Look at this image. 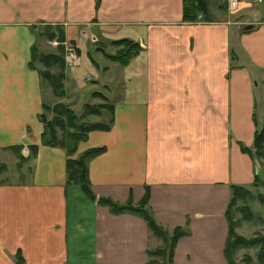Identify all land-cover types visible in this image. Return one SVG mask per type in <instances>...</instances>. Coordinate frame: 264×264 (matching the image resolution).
<instances>
[{
  "label": "crops",
  "instance_id": "obj_1",
  "mask_svg": "<svg viewBox=\"0 0 264 264\" xmlns=\"http://www.w3.org/2000/svg\"><path fill=\"white\" fill-rule=\"evenodd\" d=\"M249 8L240 4L242 19L186 21L182 0H0V149L19 144L32 162L27 181L0 184V264H19L18 250L24 264H155L147 250L163 240L144 218L97 202L137 203L146 192L159 224L187 231L173 264H228L231 184L251 185L260 161L239 145L252 144V76L264 71V11ZM39 22L67 36L90 25L99 37L140 45L121 82L104 84L111 124L88 130L75 149L104 147L87 163L94 199L67 180L65 149L41 141L45 85L29 64ZM81 52L65 77L80 86L102 74Z\"/></svg>",
  "mask_w": 264,
  "mask_h": 264
},
{
  "label": "trees",
  "instance_id": "obj_2",
  "mask_svg": "<svg viewBox=\"0 0 264 264\" xmlns=\"http://www.w3.org/2000/svg\"><path fill=\"white\" fill-rule=\"evenodd\" d=\"M225 6V4H223ZM222 5V6H223ZM203 19H210L212 17L210 14L209 0H182V18L187 21L198 20L199 17ZM41 34L46 35L48 38H52L57 35L58 38L64 37L63 26L59 24L44 26ZM112 43L118 45L119 48L112 54H108V57L120 64H125L128 60L136 55L140 49L139 43L131 38L123 37L119 39L110 40ZM62 46L57 47L55 52H42L37 49V45L33 43L31 45V58L29 64L31 67H35V62L38 60L43 63L46 68L40 69L39 74L42 82L45 80L54 95L63 97L64 86L63 80L65 77L64 68L66 67L64 55L62 52ZM232 57H235V53L232 52ZM50 66H56L57 69L52 71ZM233 67V64H232ZM94 93V92H93ZM100 97L104 98L103 94H99ZM43 110L40 112L39 119L43 123V129L41 132L42 143L49 145H59L62 146L67 154L66 159V174L67 180L77 184L82 191L91 199L95 198L94 193L90 187V181L88 178V168L87 163L89 159L99 152H101L103 146H94L86 148L81 151L78 155L74 156V152L78 142L85 138L86 133L90 129L94 128H108L112 122V116L109 117L108 121L105 123H89L78 124L75 120L76 116L70 107V105L63 101H57L52 105L43 101ZM98 107L92 108L91 106H86L88 112L91 114H100L103 109L108 110L109 114L112 113V103L105 102L102 105L98 104ZM256 106H254L255 110ZM51 112V115H48ZM253 119L256 122V128L254 130V136L251 146L245 145L243 142H239L242 151L247 152L251 157H264V124L259 128L257 127L255 111L253 112ZM57 129H61V134L58 135ZM7 148L13 150L18 157L22 158L24 155L21 153V145L15 144L10 145ZM36 145L32 144L30 147L31 153H35ZM25 158V157H23ZM5 170V165L0 162V172ZM0 178V184L2 183ZM264 185V179L260 180L259 175L256 173L252 181V185L256 184ZM147 192L144 194L143 198L137 203H132L131 201L119 202L113 200L109 197L100 196L97 202L100 204H105L114 213L129 212L137 214L144 218L147 222L151 231L162 238L163 243L159 246L149 248L147 250L149 261L155 264H173V253L174 246L177 239L186 233V229L183 227H175L171 230L169 234L165 227L159 224L153 214L151 207L147 203ZM253 197L249 187L241 184H231V194L225 210L227 222H228V234L224 244V255L228 261V264H236L234 259L231 257L229 248L232 250L235 247H252L256 246V260L260 264H264V234H255L251 237H244L240 234H236L234 227L237 225L238 221H232L231 206L236 204L238 199L245 200L246 198ZM246 208V205L240 206V210L243 211L242 217L250 219L252 213ZM231 239H233L231 241ZM155 257H158L155 258ZM15 260L19 264H24L25 260L21 255L20 251H16ZM43 264H60V263H43Z\"/></svg>",
  "mask_w": 264,
  "mask_h": 264
},
{
  "label": "rangeland",
  "instance_id": "obj_3",
  "mask_svg": "<svg viewBox=\"0 0 264 264\" xmlns=\"http://www.w3.org/2000/svg\"><path fill=\"white\" fill-rule=\"evenodd\" d=\"M219 0H209V8L213 10L215 13L214 19H239L242 17L240 4L247 3L249 7L252 6V8H249V10H252L253 13L257 10L261 9L264 11V3H262V0H241L238 4V7L234 10H230L226 6H220ZM223 2V1H221ZM253 2V3H251ZM251 4V5H250ZM211 14V13H210ZM212 15V14H211ZM243 18V17H242ZM240 18V19H242ZM200 20H211L210 19H203V17H199ZM187 21V20H186ZM235 22V21H234ZM233 22V23H234ZM233 26H238L237 30H243L249 27L246 23H234ZM50 24V23H42L39 22L35 24L31 29H33L34 34L36 35V45L37 49L42 52H55L57 51V47L61 45L62 52L64 55V47L67 44L73 45L76 52L78 53L79 60L82 62V60L86 57V55L81 51L87 49L90 54L95 57L98 64L96 66L97 71H101L102 74L99 73L97 77H92L86 75L85 84L84 85H78L74 83L73 81L69 80L66 82L65 77H67V69L75 68L77 66H70L69 63L64 68V80H63V86H64V96L59 97L53 94L51 87L49 84L44 80V99L46 101H63L70 105L72 108L76 118V122L78 124H88L89 123H105L104 121H108L111 114H109L108 110L103 109L100 114H91L88 112V108L86 106H91L92 108L98 107L99 105L104 104L105 102H108V91L104 88V84H119L122 80V72L121 67L123 64H120L108 57V54H112L116 51L118 45L112 43L110 39L107 40V38L99 37L97 33H94L91 29L90 25H83V26H75L68 28L71 30V34L69 33V36L66 35V29L63 27L64 30V37L58 38L57 35L53 36L52 38H48L46 35H42L41 32L44 30V26ZM55 25V24H50ZM60 25V24H59ZM69 32V31H68ZM91 61V60H90ZM81 64V63H80ZM79 64V65H80ZM34 65H37L38 68L43 69L46 68V66L41 63L40 61H36ZM78 65V66H79ZM117 65V66H115ZM70 66V67H69ZM120 66V67H119ZM56 66H50V70L54 71L56 70ZM253 80L252 82L255 83L256 88V98H257V104L255 108V115H256V121H257V127H261L264 124V71L257 70L255 74H253ZM41 78V77H40ZM42 80V79H41ZM94 92V93H93ZM103 94V97H100L99 94ZM57 100V101H56ZM71 103H70V102ZM110 101V97H109ZM54 102V103H55ZM50 103V102H49ZM50 112H48L49 114ZM50 116V115H49ZM97 116L102 119L101 121H95ZM254 121V119H253ZM255 126H256V122ZM61 129H57L58 135L61 134ZM252 148L253 145H249ZM75 154V152H74ZM25 157V158H23ZM22 158L18 157V155L11 149H8L7 151L0 149V162H2L5 165V170L0 172V178L3 180V182L6 183H15V182H22L27 181L30 177V171H31V165L32 162L29 160V157L23 156ZM257 159H260L259 163H257V172L259 174L260 180L264 179V157H255ZM2 176V177H1ZM250 188L251 193L253 197L243 199H238L236 201L235 205H232L230 210L232 214V221H238L237 225L234 227V231L236 234H240L244 237H251L255 234H264V185L262 184H256V185H249L247 186ZM246 205V208L252 213V216L250 219L243 218L242 214L243 211L240 210V206ZM169 234H171V231L166 229ZM233 239H231L232 241ZM256 246L252 247H235L232 250V247L229 248L231 257L234 259L236 264H260L256 260ZM158 259V257H155ZM88 261V259H87Z\"/></svg>",
  "mask_w": 264,
  "mask_h": 264
},
{
  "label": "built area",
  "instance_id": "obj_4",
  "mask_svg": "<svg viewBox=\"0 0 264 264\" xmlns=\"http://www.w3.org/2000/svg\"><path fill=\"white\" fill-rule=\"evenodd\" d=\"M223 1L222 3L225 4L226 7H228L230 10H234L238 7V4L241 0H221ZM64 59H65V64L69 63L70 66H78L81 62L79 60L78 53L76 52L75 48L73 45L67 44L64 47ZM69 66V67H70Z\"/></svg>",
  "mask_w": 264,
  "mask_h": 264
}]
</instances>
